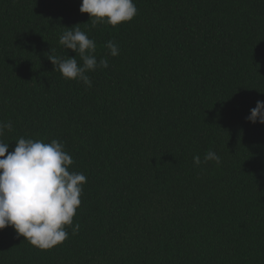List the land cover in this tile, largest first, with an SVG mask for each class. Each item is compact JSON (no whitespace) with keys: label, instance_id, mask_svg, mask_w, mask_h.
<instances>
[{"label":"trees","instance_id":"trees-1","mask_svg":"<svg viewBox=\"0 0 264 264\" xmlns=\"http://www.w3.org/2000/svg\"><path fill=\"white\" fill-rule=\"evenodd\" d=\"M133 2L93 28L81 0H0V141L56 139L87 178L76 234L41 250L7 226L0 264H264V124L245 119L264 101V0ZM72 27L109 61L90 88L47 58L75 56ZM209 150L219 165L193 164Z\"/></svg>","mask_w":264,"mask_h":264},{"label":"clouds","instance_id":"clouds-1","mask_svg":"<svg viewBox=\"0 0 264 264\" xmlns=\"http://www.w3.org/2000/svg\"><path fill=\"white\" fill-rule=\"evenodd\" d=\"M79 11L89 15L93 28L98 24L115 27L137 14L133 0H81ZM66 29L59 44L78 55L80 62L75 56L63 58L51 52L47 58L63 78L82 81L90 88L92 80L88 73L108 68L109 61L105 57L97 59L95 41L79 27ZM105 47L109 56L119 55V46L112 40ZM245 119L264 124V101L258 100ZM12 127L10 121H0V137L5 130L12 131ZM209 161L219 165L221 158L212 150L207 151L203 161L198 155L193 157L196 166ZM73 163L64 143L56 139L45 143L21 137L12 151L9 143L0 141V229L13 227L19 236L41 250L63 243L69 235L68 227L76 234L79 224L73 225V217L81 204L87 178L83 173L68 170Z\"/></svg>","mask_w":264,"mask_h":264}]
</instances>
